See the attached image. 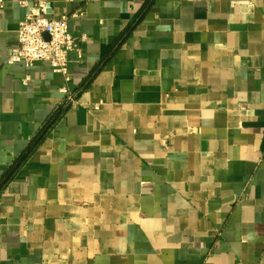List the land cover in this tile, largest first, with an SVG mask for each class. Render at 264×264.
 I'll use <instances>...</instances> for the list:
<instances>
[{
  "label": "crops",
  "instance_id": "1",
  "mask_svg": "<svg viewBox=\"0 0 264 264\" xmlns=\"http://www.w3.org/2000/svg\"><path fill=\"white\" fill-rule=\"evenodd\" d=\"M33 1L0 0V177L59 116L0 194V264H264V0H47L74 104L6 63Z\"/></svg>",
  "mask_w": 264,
  "mask_h": 264
},
{
  "label": "built area",
  "instance_id": "2",
  "mask_svg": "<svg viewBox=\"0 0 264 264\" xmlns=\"http://www.w3.org/2000/svg\"><path fill=\"white\" fill-rule=\"evenodd\" d=\"M47 0H34L16 31L17 47L6 61L7 64H22L29 68L36 62L46 63L50 70L60 75L64 86L60 91L69 104L75 103L74 94L67 88V53L74 50L76 38L68 29L70 16L49 18ZM78 16L72 14L71 18ZM47 36V39L44 37ZM81 40L83 37L80 38Z\"/></svg>",
  "mask_w": 264,
  "mask_h": 264
},
{
  "label": "trees",
  "instance_id": "3",
  "mask_svg": "<svg viewBox=\"0 0 264 264\" xmlns=\"http://www.w3.org/2000/svg\"><path fill=\"white\" fill-rule=\"evenodd\" d=\"M59 116V112L32 138V140L27 145L25 151L17 158V160L8 168V170L0 177V194L4 190L5 186L9 181H11L20 169L23 163L27 160L30 154L38 146V144L46 137L49 133L51 127L55 123Z\"/></svg>",
  "mask_w": 264,
  "mask_h": 264
},
{
  "label": "water",
  "instance_id": "4",
  "mask_svg": "<svg viewBox=\"0 0 264 264\" xmlns=\"http://www.w3.org/2000/svg\"><path fill=\"white\" fill-rule=\"evenodd\" d=\"M47 13H48V11H47ZM44 37L47 39V36L46 35H44Z\"/></svg>",
  "mask_w": 264,
  "mask_h": 264
}]
</instances>
